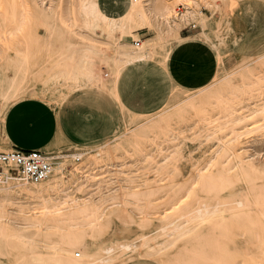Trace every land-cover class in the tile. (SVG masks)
<instances>
[{
	"label": "bare ground",
	"instance_id": "6f19581e",
	"mask_svg": "<svg viewBox=\"0 0 264 264\" xmlns=\"http://www.w3.org/2000/svg\"><path fill=\"white\" fill-rule=\"evenodd\" d=\"M9 1H19V6L12 4L8 14L9 32L16 37L4 48L0 46V128L7 142L4 121L15 102L33 97L60 105L61 97L72 91L92 89L109 96L122 114L133 116L131 121H124L125 130L115 143L109 140L102 145L104 150L126 144L140 151L146 138L169 140L181 136L186 129L206 126L213 132L230 128L232 136L218 146L209 160L217 158L211 171L202 173L197 168L198 177L180 180V170L166 168L170 177L162 189L170 197L151 234L143 231L150 220L140 217L143 213L140 201L153 192L151 188L131 191L123 185L111 187L99 180L90 184L84 179L94 174L95 158L102 155L99 150L72 163L71 169H66L62 160H52V173L38 182L9 176L0 183V254L6 255L11 264H109L129 252H158L194 235V244L189 247L193 254L190 264H264V258L245 260L250 251L238 252V248L232 249L227 243L238 234L248 235V240L264 254V197L252 200L247 188L234 187L242 177L251 180L255 171L264 175V164L255 161L258 152H251L240 143L243 132L237 125L247 115L238 113L240 108L235 104H240L239 97L253 92L264 81V53L236 54L242 61L231 72L226 71L221 56L223 48L230 50L225 24L230 6L238 0H132L127 12L119 16L107 14L99 0H77L74 8H66L65 4L75 0H60L55 8L31 0L37 3L34 7L40 16L50 18V23H45L49 32L45 37L39 36L31 23L28 1ZM176 5L182 9L178 11ZM204 8L215 9V13L209 16ZM150 25L157 28V34L143 41L137 39V30ZM188 25L200 27L192 35L206 40L218 52L220 67L213 82L193 94L174 84L163 107L166 108L160 112L138 113L126 108L117 90L121 72L129 64L145 59L165 63L172 47L184 37L181 30ZM123 36L131 37V41ZM159 45L162 50L157 48ZM246 59L252 61L245 63ZM106 65L110 67V76L102 74ZM250 114L264 116V102ZM150 115L153 116L148 118ZM189 120L194 121L189 124ZM177 121L180 125L176 127ZM66 141L64 132L57 130L45 148L50 158L67 155L52 153L55 146ZM6 149L0 140V150ZM84 154L70 155L79 160ZM230 157L236 161L229 165L225 162ZM16 190L25 191L40 213L33 218H20L29 226H37L34 229H24L18 227L17 221L6 220L11 213L7 206H16ZM76 191L80 195H73ZM255 226H259V231ZM204 228L206 235L200 233ZM259 234L262 235L258 238Z\"/></svg>",
	"mask_w": 264,
	"mask_h": 264
},
{
	"label": "rangeland",
	"instance_id": "374dc122",
	"mask_svg": "<svg viewBox=\"0 0 264 264\" xmlns=\"http://www.w3.org/2000/svg\"><path fill=\"white\" fill-rule=\"evenodd\" d=\"M27 1V11L32 14L31 23L34 25L33 27L39 36H47L49 32H46L45 23H50V18L47 16H40L39 13H37L36 8L34 7V5L37 3H34L31 0ZM36 1L39 5H45V3L48 5L52 4L53 8H55L60 2V0H52V2L51 0H44L43 4L42 0L41 2L40 0ZM131 1L132 0L129 2L131 3ZM168 1L173 2V0ZM260 1L264 2V0ZM138 2H141V0H138ZM12 4H17L19 6V1H13L11 3L9 0H0V25L3 28L1 29L0 27V46L2 48L7 46L11 41H13L14 37H16L14 33L9 32L11 25L8 14L10 13ZM77 5V0L65 4L66 8H74ZM175 7L178 11L182 9V6L180 5H176ZM48 11L50 14V7ZM204 12L206 14L208 13L207 15L212 16V14L215 13V9L204 8ZM199 29L200 27H192L191 25H188L181 30V35L183 34V36H186L190 32H195ZM137 32L143 33V36L138 35L137 38L143 41L148 37H154L157 34V28L153 25H150L137 30ZM123 38L131 41V37L129 36H123ZM157 48L159 50L163 49L161 45H159ZM233 53L234 52L232 50L225 48L221 50V56L224 59V65L226 66V71L228 72L233 71L234 67L239 65L242 61V59H240L236 53ZM200 54L201 53H198V56H200ZM251 61L252 59H246L244 62L249 63ZM143 63L144 64L142 65L139 64V66L136 68L139 69L141 67L139 69L140 71L136 73L132 83L134 85L132 87L133 89L135 88L136 91V96L134 97L144 106H148L149 103L151 104L154 102L162 103L158 108L150 112L138 113L152 114L154 112H160V110H164L166 108L163 107L168 102L172 93L173 78L171 81L168 77H165L163 69L167 70V68L164 67L160 62L156 60H147ZM108 67L109 66L107 65L102 67L103 75L109 74L110 76L111 71L110 67L109 69ZM151 67L153 68V71H151ZM259 86H256L258 88L255 87L253 92L246 93L239 97L238 101L242 102L238 105L237 102L235 104L240 108L238 113L247 115V118H245L242 123H238L237 125L240 128L239 130L243 132L240 136V143L248 146L251 152H258L255 161H259L258 164H264V116L250 114L253 108L261 106V104L264 102V81H262ZM198 91H200V89L192 88L190 94L196 93ZM79 93L80 91H72L71 94H68L65 98L61 97L60 105L54 101H49V104H51L56 111L58 118V128L62 127L64 135L66 139H68V142L66 141L63 144L55 146L52 151L53 155H67L60 156L59 158L51 157L52 160H62L66 169H71L72 163L80 162L86 156L95 154L99 150L102 152V155L98 158H95L96 168L94 169L95 171H93L94 174H90L88 177L84 178L87 183L94 184L97 180H99L101 184L103 183V185H106V183H108V185L111 187L123 185L128 187V189L131 191H135L137 189L145 191L148 188H151V191L153 192L142 198L140 201L143 205V210H145H142L143 213L140 215L141 219L146 220L147 217V219L150 220L143 231H149L150 234L155 232V225L158 223V219L162 217L160 212L163 211V206L165 205L166 200L170 197L169 194H165V189H162V186L168 182L170 177V174L165 171L166 168L169 170H173L175 168L180 170V180L188 179L194 176L198 177L200 172L198 169L201 170L202 173L211 171L216 167L215 163L217 158L215 156L214 159L211 161L209 160L215 155L218 146L223 144L224 141L228 140V138L232 136V129L230 128L220 129L216 132H213L209 126H206V128L203 129H186V131H184L181 136L176 138L172 137L169 140H164L163 137H157L155 140L146 138L141 142L142 144L140 151L134 149L133 145L126 144L122 146H116L114 149L106 147L104 150L102 145L109 140H113V143H115L119 139L116 138L120 136L125 130L123 128L124 121H131L133 116L131 114H122L117 109L114 102L107 96L106 97L111 101L112 105L106 107V109H103V107H100L97 101L93 100L92 97L89 98L84 96V93L87 92H82L84 95ZM152 116L153 115H150L148 118ZM217 117H219V115H216V119ZM217 120L215 122L220 121V119L218 121ZM193 121L194 120H189L188 123L191 124ZM179 125L180 124L177 121L175 126L177 127ZM256 126L260 127L257 128ZM209 133H212V135H209ZM0 140L5 148H11L10 143L4 138L2 128H0ZM254 140L256 141L254 142ZM44 150L48 152L46 149ZM82 152H85V154L81 156L79 160L70 155L73 153L80 154ZM114 153L121 156L117 157L118 159L120 158L119 160L116 158ZM235 161V158L230 157L225 163L230 165ZM114 162H116V164ZM55 165L57 164L55 163ZM109 169H119L120 171L118 173H114L108 171ZM259 173L261 174L262 172H253L254 175L252 176L251 180L242 177L238 180L234 187L237 190L240 188H247L251 194L250 196L252 200H256V198H263L264 175L259 176ZM97 190H99V188H97L96 191ZM15 193L16 195L14 197V201L16 202V206L13 204L7 206V208L11 210V213L8 215L6 220L9 221V223H15L17 221L16 224L18 227L24 229L36 228L37 226H29L25 220L20 218H33L40 214L37 211L38 209H34L32 200L30 197H28L25 191L16 190ZM73 195L77 196L80 195V193L76 191V193ZM143 200H145V202ZM149 204L152 206V208H150ZM255 228L258 230L259 226H255ZM137 232L141 233L140 230ZM200 233L206 235V228L201 229ZM261 235L262 234H259L258 238L261 237ZM193 236L189 235L187 237L181 238L158 252L149 251L146 254H143L142 250H135L125 255L123 259H118L117 261L109 264H190V259H192L193 254L189 247L194 244L192 239ZM219 237H222V235H219ZM249 237L250 236L248 235L238 234L234 240H227V243L232 249L235 247L238 248V252L250 251L251 255L245 257V260H260L264 258V254H261L262 249L255 247L248 240ZM43 249L47 250V248ZM78 252L79 251L76 253V257H79V255H77ZM0 264L11 263L8 261V257L6 255L0 254Z\"/></svg>",
	"mask_w": 264,
	"mask_h": 264
},
{
	"label": "crops",
	"instance_id": "0c3cea01",
	"mask_svg": "<svg viewBox=\"0 0 264 264\" xmlns=\"http://www.w3.org/2000/svg\"><path fill=\"white\" fill-rule=\"evenodd\" d=\"M99 3L101 8L112 16H119L130 7L129 0H99ZM232 6L228 10L225 24L229 49L245 56L264 53V2L238 0ZM195 32H190L172 47L165 63L156 60L167 68L163 69V73L171 81L173 78L172 85L176 84L187 90L206 88L213 82L220 67L217 50L206 40L193 36ZM139 35L143 36V33L140 32ZM198 53H201L200 56ZM147 60L151 59L129 64L121 72L117 82L120 101L134 112H150L162 103L154 102L144 106L134 97L136 91L132 83L141 67L136 68ZM82 92L87 93L84 95ZM79 94L92 97L103 109L112 105L107 98L109 96L99 90H82ZM59 129L63 132L62 127L58 128V118L53 106L45 100L33 97L21 99L11 105L4 121V133L10 145L26 149L44 150Z\"/></svg>",
	"mask_w": 264,
	"mask_h": 264
},
{
	"label": "built area",
	"instance_id": "2783aa9c",
	"mask_svg": "<svg viewBox=\"0 0 264 264\" xmlns=\"http://www.w3.org/2000/svg\"><path fill=\"white\" fill-rule=\"evenodd\" d=\"M53 168L54 163L45 150L18 146L0 150V183L9 176L38 182L48 178Z\"/></svg>",
	"mask_w": 264,
	"mask_h": 264
}]
</instances>
